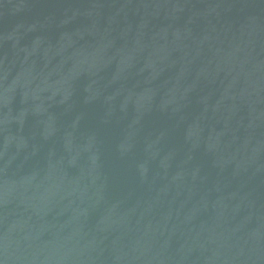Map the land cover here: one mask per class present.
Segmentation results:
<instances>
[{"label": "water", "instance_id": "95a60500", "mask_svg": "<svg viewBox=\"0 0 264 264\" xmlns=\"http://www.w3.org/2000/svg\"><path fill=\"white\" fill-rule=\"evenodd\" d=\"M0 264H264V0H0Z\"/></svg>", "mask_w": 264, "mask_h": 264}]
</instances>
